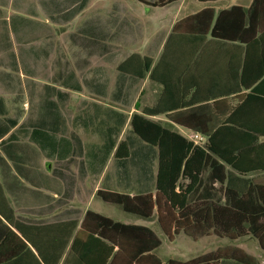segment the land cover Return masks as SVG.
Segmentation results:
<instances>
[{
    "label": "crops",
    "instance_id": "obj_1",
    "mask_svg": "<svg viewBox=\"0 0 264 264\" xmlns=\"http://www.w3.org/2000/svg\"><path fill=\"white\" fill-rule=\"evenodd\" d=\"M253 2L179 0L154 7L140 0H0V119L21 116L3 139L29 121L31 125L62 130L69 127V132L77 134L84 143H99L100 131L90 129L86 133L74 127L90 120V126L106 132L108 108H112L128 115L119 137L122 141L131 128L132 116L155 107L161 100L163 105L182 102L187 105L151 119L196 140L197 135L187 128L203 132L217 128L224 123L225 110L239 102L237 94L214 96L234 92L239 87L240 69L235 66L242 62L243 56L235 46L246 45L215 39L211 29L221 12L233 8L246 11ZM152 9L168 10L157 26L146 25L143 20L145 10L149 14ZM235 13L231 14L237 17L233 19L238 32L235 34L250 39V32L245 31L249 24L242 25V14ZM255 20L258 30L264 32V0H259ZM253 40L250 58L264 62V42ZM134 54L152 63L145 77L136 79V85L130 75L118 70ZM227 55H232L231 70L227 69ZM152 72H155L153 79ZM91 78L100 83L88 90L84 79ZM34 84L48 87L35 90ZM35 93H41L42 97H34L32 106L31 95ZM65 93L70 95L68 101ZM68 134L64 131L62 138L69 139ZM50 137L49 133H42L38 138L45 152L34 143V138L24 137L10 144L9 147L20 149L12 153L17 161L0 149V208L9 215L5 218L0 212V264H99V256L108 254V250L73 247V243L76 237L88 236L82 229L87 212L103 215L91 206L100 198L97 192L109 165L98 182L91 176L82 178L84 169L78 163L68 165L71 155L78 162L80 157L75 152L71 154L61 141L56 151L46 140L53 139ZM198 141L207 142L208 137L200 136ZM253 177H264V172L252 173L250 178ZM103 202L121 207L125 218L131 219L129 222L103 216L149 227L162 240L156 251L136 262L115 248L106 264L189 263L228 248L240 249L264 264V250L253 235L232 240L212 232L194 239L180 232L174 241H169L157 215L145 218L126 212L118 204ZM139 219L148 220V225L138 223ZM182 235L195 242L217 236L235 245L207 253L192 250L187 261L165 262L158 255L160 251L165 255L164 242L173 244ZM29 240H34L39 249Z\"/></svg>",
    "mask_w": 264,
    "mask_h": 264
},
{
    "label": "trees",
    "instance_id": "obj_2",
    "mask_svg": "<svg viewBox=\"0 0 264 264\" xmlns=\"http://www.w3.org/2000/svg\"><path fill=\"white\" fill-rule=\"evenodd\" d=\"M140 1L149 6L163 7L179 0ZM258 11L259 0H254L248 10L233 8L223 11L214 22L211 34L215 39L230 43L239 41L246 45L235 46L243 56L242 62L235 66L240 69L239 87L234 92L214 96L222 98L237 94L235 97L239 102L225 110V120L221 126L208 132L195 127L187 128L197 135L196 140L151 119L187 105L184 102L163 105L160 100L155 107L145 108L142 114L132 116L131 128L126 131L122 141H119V137L128 115L112 108H108L106 132L99 127L90 126V120L74 127L86 133L90 129L100 131L99 143H84L77 134L69 132V127L62 130L31 125L29 121L28 125L22 124L18 130L3 139L16 127L21 117L5 116L0 119V139H3L0 149L15 161L12 153L20 149L9 145L26 137L34 138V143L45 152L38 138L42 133H49L53 139L46 140L56 151L59 150L57 144L61 141L71 154L75 152L80 157L78 162L71 155L68 165L78 163L84 169L80 174L82 178L91 176L94 182H98L108 164L102 188L97 192L98 197L122 206L128 213L145 218L157 215L169 241H174L180 232L194 239L212 232H218L232 240L253 235L264 250V177L250 178L252 173L264 172V62H254L250 58L252 39L260 44L264 42V32L258 30V21L255 20ZM235 12L242 14V25L249 24L245 31L250 32V39L236 35L238 32H235L233 19L237 17L231 15L236 14ZM227 20H232V23H227ZM226 59L229 61L227 69L231 70L232 55H227ZM151 64V61L134 54L118 70L130 75L133 85H136V79H143L150 71ZM154 74L152 72V79L155 78ZM98 83L100 80L84 79V86L88 90L98 87ZM33 86L36 87L35 90L48 87L39 84ZM36 93L31 95L32 106L34 97H42L41 93ZM57 95L60 96V93L57 92ZM69 97L65 93L66 101ZM64 131L65 134L69 133V139L62 138ZM200 136L208 137V141H198ZM76 143L79 144L78 147ZM0 212L5 218L9 217L1 208ZM76 225L75 223L74 228ZM82 229L87 231L88 236L86 239L76 237L73 247H90L101 252L108 250V254L99 256V264H106L115 248L123 251L131 262H136L156 251L162 244L159 236L149 227L124 224L92 211L86 213ZM20 231L27 237L23 229L20 228ZM29 241L39 249L34 240ZM135 250L137 253L133 252ZM41 257L47 263L45 257ZM168 264L259 263L240 249L228 248L202 260L189 263L170 261Z\"/></svg>",
    "mask_w": 264,
    "mask_h": 264
},
{
    "label": "rangeland",
    "instance_id": "obj_3",
    "mask_svg": "<svg viewBox=\"0 0 264 264\" xmlns=\"http://www.w3.org/2000/svg\"><path fill=\"white\" fill-rule=\"evenodd\" d=\"M168 10L166 9H152L149 14H145L143 16V20L145 24H152L153 26H157L160 23V17H163ZM91 208L94 211H97L105 216L111 217L113 219H125L124 221H129L130 218H125V213H123L121 207L117 205H111L103 202L100 198H97L92 204ZM138 223L148 225V220L139 219ZM229 245H235L227 239H222L217 236H213L210 238H205L199 240L197 242L186 238L185 236H181L175 243L170 244L164 242L163 246L165 248V255H161L158 252V255L165 261L169 262L170 260H179V261H187V257L192 252V250H197L199 253H207L217 250L219 247H226ZM163 250V249H162ZM262 261L264 262V257H262Z\"/></svg>",
    "mask_w": 264,
    "mask_h": 264
},
{
    "label": "built area",
    "instance_id": "obj_4",
    "mask_svg": "<svg viewBox=\"0 0 264 264\" xmlns=\"http://www.w3.org/2000/svg\"><path fill=\"white\" fill-rule=\"evenodd\" d=\"M196 138H197V136H196Z\"/></svg>",
    "mask_w": 264,
    "mask_h": 264
}]
</instances>
